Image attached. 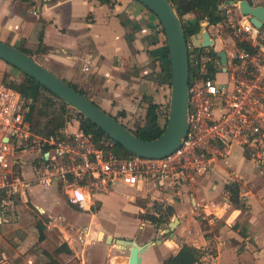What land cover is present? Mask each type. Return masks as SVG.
<instances>
[{
    "label": "crops",
    "instance_id": "obj_1",
    "mask_svg": "<svg viewBox=\"0 0 264 264\" xmlns=\"http://www.w3.org/2000/svg\"><path fill=\"white\" fill-rule=\"evenodd\" d=\"M225 3L228 0H217L216 5L223 9ZM253 3L264 4V0ZM184 17L193 18L195 14L186 12ZM203 20L206 19L199 21ZM206 28L213 39L209 45L213 49L231 45V31L222 26V20L214 23L206 20ZM0 39L29 49L39 62L83 88L90 99L129 128L144 122L149 102L158 104V120L163 121L169 85L160 63L165 60L166 38L157 15L141 1L0 0ZM198 47L199 51H205L208 46ZM243 161L250 164V170L241 168ZM206 174L202 192L210 198L211 205L206 202L203 208L222 218V223L214 228L207 224L206 229L202 225L191 226L184 235H174L176 228L171 233L164 231L166 227L159 223L146 227V222L139 224L134 203L129 204L130 215L123 217L122 224L114 215L113 221L108 220L110 210L102 202L113 190L96 193L91 207L79 208L83 213L76 215L73 209H67V204L72 203L57 185L52 183L56 187L53 191L50 186L31 183L27 199L41 213L51 218L63 217L70 228L55 223L60 231L59 239L53 242L47 229L49 220L44 237L38 239L35 225L20 220L25 209L16 206L11 214L13 219L8 218L10 214L0 216V263L108 264L117 250L115 243L107 239L110 234L132 237L139 243L152 240L141 251L139 264H160L183 242L212 249L203 255L204 264H217L221 257L227 264H264V167H254L238 149L237 154L218 158ZM229 184L238 188L241 206L230 200ZM37 185L48 194L40 191L33 194L32 188ZM216 195L219 196L216 200L211 199ZM96 202L100 206L93 210ZM206 230L210 232L207 236ZM62 242H66L70 251L64 245L54 250ZM173 243L177 248L172 251ZM209 256L211 260L207 261Z\"/></svg>",
    "mask_w": 264,
    "mask_h": 264
},
{
    "label": "built area",
    "instance_id": "obj_2",
    "mask_svg": "<svg viewBox=\"0 0 264 264\" xmlns=\"http://www.w3.org/2000/svg\"><path fill=\"white\" fill-rule=\"evenodd\" d=\"M223 11L222 19L232 34L231 45L224 49L226 60L220 62L217 49L211 46L213 51L207 47L192 53L187 129L179 144L163 155H118L109 148L111 140L96 137L69 120L52 133H35L26 117L30 98L0 84L2 201L26 202L28 186L34 182L45 187L54 183L81 209L91 207L96 193H106L119 184L137 187L150 178H159V189L178 193L197 174L210 171L218 158L237 154L238 149L254 167L263 168L264 33L249 13L240 11L238 3H225ZM199 22L206 28V20ZM187 45L192 48L190 37ZM215 62L224 67L207 74ZM216 72L223 77L217 78ZM193 203L198 201L193 198Z\"/></svg>",
    "mask_w": 264,
    "mask_h": 264
},
{
    "label": "water",
    "instance_id": "obj_3",
    "mask_svg": "<svg viewBox=\"0 0 264 264\" xmlns=\"http://www.w3.org/2000/svg\"><path fill=\"white\" fill-rule=\"evenodd\" d=\"M139 1L157 15L165 33L170 60V94L166 122L163 130L155 137H140L31 54L2 39H0V58L43 83L66 103L89 117L125 148L140 154L159 156L178 145L187 129L189 77L187 37L184 35L180 17L170 0ZM228 3H238L240 11L249 13V18L256 27L264 24L263 3L252 4L248 0H228ZM189 37L194 46H209L213 42L203 23H199L198 30L191 33ZM216 53L219 56V61L224 63L226 60L224 48L217 49ZM208 65L212 66L213 61H209ZM223 67L224 65L216 68ZM173 219L174 221H169V226L164 231L172 232V227L178 221V217L174 215ZM156 224L158 225V223ZM107 239L117 246L112 261L108 264H139L141 251L152 242L150 239L139 243L132 237H115L110 234L107 235Z\"/></svg>",
    "mask_w": 264,
    "mask_h": 264
},
{
    "label": "trees",
    "instance_id": "obj_4",
    "mask_svg": "<svg viewBox=\"0 0 264 264\" xmlns=\"http://www.w3.org/2000/svg\"><path fill=\"white\" fill-rule=\"evenodd\" d=\"M32 2V0H27ZM100 2L109 3L110 0H99ZM176 13L180 17L184 35L189 38V35L199 28V20L206 19L210 23H214L218 20H221L224 17L223 9L219 8L217 5L213 4L210 0H170ZM250 3H253V0H248ZM193 12L195 17L188 18L184 17V13ZM244 46H249L245 41L241 42ZM25 52L32 55V52L23 47L18 46ZM198 46L192 45V48L188 47V65H189V74L193 71L194 67L192 66V53L199 51ZM163 56L165 60L161 62V69L166 74V80L170 86V60L169 52L166 40L163 46ZM208 51H213L211 47H208ZM18 68V67H17ZM22 71V70H21ZM23 73V78L21 81H9L8 85L17 91H19L25 97L30 98L29 107L26 112V117L30 122V126L35 133L39 134H49L54 132L59 126L63 125L66 120L76 122L78 126L82 127L86 131H91L96 137H102L105 140H111L112 144L109 145V148L113 150L118 155H128L132 151L125 148L117 140L109 136L101 127L95 124L89 117L83 115L80 111L76 110L74 107L66 103L62 98H60L56 93L51 91L47 86H45L40 81L36 80L31 75ZM70 85L78 89L81 93L86 95L83 88L78 87L77 84L65 79ZM44 92V93H43ZM87 96V95H86ZM41 97V105L37 109L38 117L34 118V109L35 101ZM88 97V96H87ZM92 100V99H91ZM93 101V100H92ZM95 102V101H93ZM96 103V102H95ZM97 104V103H96ZM168 106V104H167ZM47 108H51V111H48ZM158 104L155 102H149L145 110V120L141 125H137L134 131L137 135L143 138H152L157 136L164 128L166 122V116L163 114V121L159 122L158 120ZM39 116H44L45 120L41 121ZM117 118V117H116ZM118 119V118H117ZM122 122V121H121ZM123 123V122H122ZM125 125V123H123ZM128 127V126H127ZM108 147V146H107ZM230 190V200H232L237 206H241L243 201L238 194V188H232V184H229ZM4 193L0 190V216L1 218L6 215L12 214L16 211V206L5 203L2 201ZM173 206L170 203H167L164 207H157L153 212L144 211L141 213L143 218L149 219L150 221H164L173 213ZM34 225L37 229V238L42 239L45 235L44 229L46 226L45 219L38 217ZM210 232L205 231L204 235L207 236ZM64 245L67 251H70L66 242L60 243L54 250L60 249ZM205 252H212L210 247H201L196 246L191 243L183 242L174 252H170L165 256L160 264H204L203 255ZM7 264V263H0Z\"/></svg>",
    "mask_w": 264,
    "mask_h": 264
},
{
    "label": "rangeland",
    "instance_id": "obj_5",
    "mask_svg": "<svg viewBox=\"0 0 264 264\" xmlns=\"http://www.w3.org/2000/svg\"><path fill=\"white\" fill-rule=\"evenodd\" d=\"M213 4H217V0H211ZM232 10L235 13H238V8L235 5H231ZM224 13V19H225V12ZM222 20V26H225L227 28L228 24ZM230 29V28H229ZM260 31L264 33V26L261 25L259 27ZM218 66V63L215 62L214 67H209L207 74H211V72L215 71V68ZM217 78H222V74L220 72H216ZM23 78L22 71L14 66L13 64L5 61L4 59L0 58V84H4L5 86H9V81H16L19 82ZM44 93V92H43ZM167 100L165 102V105L163 106V114L164 116L167 115L168 110V101H169V94H170V86H168L167 90ZM41 105V97L35 101V109H34V118L38 117L37 109ZM48 111H51V108H47ZM40 120H45L44 116H39ZM71 122V121H70ZM73 125L76 124V122H71ZM264 125V122H263ZM26 154V153H25ZM241 168L245 169L246 171L251 169L250 164L247 165L244 161L241 164ZM207 174H197L196 178L192 180L191 184L189 186L187 185L184 189L180 190V192L175 193L172 191L167 190H161L156 186V183L159 182V178H150L147 182L142 181L139 182V186H129L128 187H121L122 184H119L113 191H111L110 195H107L103 198L102 205L106 207V209L110 210L109 215L106 217L108 220L113 221L115 216L116 220H118L119 224L123 223V217L125 215H128L130 212V208H128L130 203H134L136 207L138 208V212L136 213L138 223H144L145 227L148 226V224H151V226H154L155 223H159L163 227L169 226V221H174L173 216L177 215L179 213L180 221H176L175 225L172 227L174 230V235L176 234H182L187 231L188 227H198L203 226L206 229L207 224H210L211 228L219 227L222 223V218H218L214 216L213 214L207 212V208H203L206 202H210V198L204 197L205 188L202 186V184L205 182V177ZM204 185V184H203ZM50 190H55L56 187L54 184L50 186ZM59 191L62 189L60 187ZM225 188V185H223V189ZM33 194H37L38 191H40L42 194H48V191L45 190V188H42L41 185L34 186L33 188ZM61 189V190H60ZM203 191V192H202ZM195 198H194V197ZM219 196L216 195L212 197L211 199L216 200ZM193 198L198 201L197 204L193 203ZM24 201H21L20 199H17L15 203L12 205L22 207L25 209L20 214V220L21 222H29L33 223L38 217H42V219H45L46 223L49 222V227H47L49 232V238L51 241L54 242V240H58L59 236V228H57V224L55 223H61L65 228L69 229L70 225H68V222L64 220L62 217L60 218H51L43 213H41L32 203L30 200H26V204L22 203ZM100 202V201H99ZM99 202H96L93 206V210H96V208H99L100 204ZM173 204V213L164 221H150L149 219L141 217V213L144 211H155L157 207H164L167 203ZM194 204V205H193ZM211 205V202H210ZM67 209H73V211L76 213V215L80 212L83 213L82 210L77 208L76 206L72 204H67ZM194 206V207H193ZM59 208V206H57ZM177 211V213H176ZM194 211V212H193ZM85 213V212H84ZM86 214V213H85ZM130 215V214H129ZM16 216V215H15ZM179 216L177 215L178 219ZM9 219H13L14 215H9ZM71 218L74 220V218L71 216ZM19 219V216L17 217ZM16 219V220H17ZM46 227V226H45ZM81 230V229H80ZM171 230V229H170ZM209 231V230H206ZM80 231L77 232V234ZM214 237H211V240H213ZM179 244L177 240H175ZM177 248L176 243H173L170 250H175ZM211 256H209V259L207 261H210ZM74 262V261H73ZM217 264H227L223 261V258H219L217 261Z\"/></svg>",
    "mask_w": 264,
    "mask_h": 264
}]
</instances>
